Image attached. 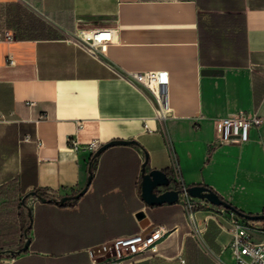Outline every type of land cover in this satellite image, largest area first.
<instances>
[{
    "label": "crops",
    "instance_id": "0c3cea01",
    "mask_svg": "<svg viewBox=\"0 0 264 264\" xmlns=\"http://www.w3.org/2000/svg\"><path fill=\"white\" fill-rule=\"evenodd\" d=\"M103 28L113 39L94 57L77 36ZM4 29L0 264H91L90 249L157 227L158 251L132 264H232L227 210L264 214V121L246 141L214 144V119L264 116V0H0ZM145 71L167 73L164 118L127 77ZM93 139L130 142L93 158ZM174 165L231 207L196 197L191 223L178 201L149 205L144 168L170 177Z\"/></svg>",
    "mask_w": 264,
    "mask_h": 264
},
{
    "label": "built area",
    "instance_id": "2783aa9c",
    "mask_svg": "<svg viewBox=\"0 0 264 264\" xmlns=\"http://www.w3.org/2000/svg\"><path fill=\"white\" fill-rule=\"evenodd\" d=\"M14 37L9 30H0V40L10 41ZM113 39V31L108 28L95 29L77 36V43L94 57H99L104 51V46ZM13 63V58L10 59ZM128 79L148 88L154 95L156 103V115L164 118L167 114L168 104L165 84L168 80L165 71H145L130 73ZM264 121V116L257 111H241L224 117L214 119L216 136L214 144H222L231 141H246L250 138L253 127H260ZM71 144L77 148V141L72 138ZM41 145V143H39ZM87 149L92 153L100 147V141L93 139L87 144ZM171 184L162 187L161 191L173 188L179 191L178 202L186 211V215L191 223L195 222L194 212L203 203L196 201V197L190 195L187 186L183 182L181 171L178 165H174L171 172ZM231 221V242L230 249L234 256L232 264H264V218L260 220V226H256L252 220L238 215L234 210L228 209ZM208 218L201 221L206 226ZM252 231H258L261 238L256 240ZM166 230L157 227L149 232H138L124 235L103 243L100 246L90 249L92 257L91 264H132L137 256L145 251H158V238L164 236Z\"/></svg>",
    "mask_w": 264,
    "mask_h": 264
},
{
    "label": "water",
    "instance_id": "95a60500",
    "mask_svg": "<svg viewBox=\"0 0 264 264\" xmlns=\"http://www.w3.org/2000/svg\"><path fill=\"white\" fill-rule=\"evenodd\" d=\"M130 141H126L123 139H115L112 140L102 146H100L96 152L93 155V158H97L105 149H107L109 146L115 145V144H127ZM90 176L88 178L87 185L91 182L92 177V167L89 168ZM171 184V179L168 175V173L165 170L161 169H153L149 172L145 171L142 175V197L149 205H157V204H163L165 202L173 203L178 201L179 197V191L173 188L165 189L161 191L162 187H168ZM87 188H84L79 193L73 195V196H63L61 199H59V202L64 204L69 199H77L79 198ZM187 191L192 195L193 197L207 199L208 201L212 202L216 205H223L226 207H231L227 201H225L221 196L215 192L213 189H211L209 186L206 185H193L190 187H187ZM35 195L39 199L43 201H47L48 199L39 194L37 191H31L28 193L27 196ZM244 217L249 219H262L264 218V214L259 215H247L243 214ZM30 244V239H27L24 249L27 248Z\"/></svg>",
    "mask_w": 264,
    "mask_h": 264
},
{
    "label": "rangeland",
    "instance_id": "374dc122",
    "mask_svg": "<svg viewBox=\"0 0 264 264\" xmlns=\"http://www.w3.org/2000/svg\"><path fill=\"white\" fill-rule=\"evenodd\" d=\"M28 199H29V197H25L24 202H25V203H28ZM25 210H26V209H25Z\"/></svg>",
    "mask_w": 264,
    "mask_h": 264
},
{
    "label": "trees",
    "instance_id": "16d2710c",
    "mask_svg": "<svg viewBox=\"0 0 264 264\" xmlns=\"http://www.w3.org/2000/svg\"><path fill=\"white\" fill-rule=\"evenodd\" d=\"M94 155V154H93Z\"/></svg>",
    "mask_w": 264,
    "mask_h": 264
}]
</instances>
